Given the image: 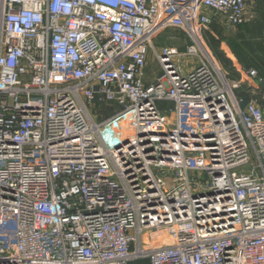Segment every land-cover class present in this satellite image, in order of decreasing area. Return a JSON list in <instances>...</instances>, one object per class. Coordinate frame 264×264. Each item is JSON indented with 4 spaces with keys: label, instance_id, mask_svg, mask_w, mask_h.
<instances>
[{
    "label": "built area",
    "instance_id": "2783aa9c",
    "mask_svg": "<svg viewBox=\"0 0 264 264\" xmlns=\"http://www.w3.org/2000/svg\"><path fill=\"white\" fill-rule=\"evenodd\" d=\"M248 1L0 0V264H264L263 79L202 38Z\"/></svg>",
    "mask_w": 264,
    "mask_h": 264
},
{
    "label": "crops",
    "instance_id": "0c3cea01",
    "mask_svg": "<svg viewBox=\"0 0 264 264\" xmlns=\"http://www.w3.org/2000/svg\"><path fill=\"white\" fill-rule=\"evenodd\" d=\"M247 5L248 6H247V13H246L247 14L246 22L239 27L247 26V27H249L248 28L249 32H246L244 30L239 31L238 30L239 27H236L237 29L234 28V31L236 29V34L238 35L239 39L240 38L244 39V37H246L248 39V41H250V43H251L250 47H249L250 54L253 55L254 58L260 59V62L258 63V65H255V66L251 65L248 68L241 65L236 60V58L234 57V55L232 54L230 49L226 46L227 45L226 39L229 36L221 35L218 40H214L216 42V44H219L220 46L218 48L216 47V49H215V44H214V46L212 48H210V50H211V52H212V54H213V56H214V58L218 64L219 68L222 71L226 72L227 74L230 70H234L233 72H234L235 76H234L233 80L241 82L242 87L245 90H246L247 85L250 84L252 86V83L249 80H247L246 78H244V76H242L239 73V70L251 68V69H255L257 71L258 75L263 79V85L261 87H253L252 88L253 90L251 89V91H253L256 96L248 94V96H246V97L248 99H250V98L258 99L261 106H262V109L264 110V98L260 99L262 96H264V14L262 15V19L260 21V24H257L255 21L257 18L256 15L258 14V12H261V9H262V6L264 5V2H263V0H250V1H248ZM251 6L253 7L252 13L249 11V8ZM249 12H250V14H249ZM178 33H180V32H178ZM219 34L220 33L218 32L217 35H219ZM221 34H224V33H221ZM178 35H180V37L182 36L185 38L184 40H182V42H184L183 45H181V46L165 45V44H163V45L169 46L174 51L181 53V52H184L185 48L189 45V40L182 33H180ZM202 38L207 43V45L211 41V38L207 34H203ZM163 45H161V46H163ZM219 49L224 53V55L220 54ZM181 62H180V67L182 68ZM148 63L149 64L155 63L154 56L151 54L148 55ZM153 67H155V65ZM159 72H160V70H159L158 66H157V68L155 67V70L153 69L152 72L150 71V69H147V71H146L147 78L145 79V84L146 85L150 84L152 82V80L159 74ZM162 105L165 106V108H167L166 104H162ZM161 109H164V108H161Z\"/></svg>",
    "mask_w": 264,
    "mask_h": 264
},
{
    "label": "rangeland",
    "instance_id": "374dc122",
    "mask_svg": "<svg viewBox=\"0 0 264 264\" xmlns=\"http://www.w3.org/2000/svg\"><path fill=\"white\" fill-rule=\"evenodd\" d=\"M263 2H264V0H263ZM250 8H249V11L252 13L253 7L251 6ZM250 12H249V14H250ZM263 14H264V5L262 6L261 12H258V14L256 15L257 18H256L255 21H256L257 24H260V21L262 19V15ZM213 25L215 27V31H213L214 32V37H213L214 40H218L221 35H225V36H229V37H232V38H236L237 40H239L241 42H245V43L249 42L246 37H244V39L243 38L242 39L241 38L239 39L238 35L236 34V29H237L236 27H235L236 29L234 31V28L222 26L221 24H218L216 21L214 22ZM218 32L220 33L219 35H217ZM177 33H178V31H175V30H172V29L163 31L156 38V40H154L153 46L156 49H159L160 47H162L161 45H163V44H165V45H176V46L183 45L184 42H182V40H184L185 38L182 37V36L180 37V35H178L180 33H178V34ZM221 33H224V34H221ZM248 45H250V44H248ZM219 46L220 45L219 44H216V42H215V49H216V47L218 48ZM219 52H220V54H223L224 55V53L220 49H219ZM149 54L152 55V51H150ZM193 61L194 60L191 59V58H183L182 59V62H181L182 69L183 70L188 69L190 66H192L194 64ZM154 65L157 68V65L155 63L154 64L153 63L149 64L148 69H150L151 72H152L153 69L155 70V67H153ZM233 71L234 70H230L228 72V74L230 75V77H234L235 76V74H234ZM157 106L159 108H164L165 109V106H163L161 103H158ZM88 109H89V111L92 114L96 115L99 120L102 119V118L110 117L111 115H113L117 111V107L116 106H114V105H107V104H95L93 106H89ZM119 124H120L121 127H125L126 128L129 125V119H127V120L126 119H123V120H121L119 122ZM252 153H253V150H252ZM254 160H255V158H254ZM162 177L165 180L172 178V177H170L169 174H163Z\"/></svg>",
    "mask_w": 264,
    "mask_h": 264
},
{
    "label": "trees",
    "instance_id": "16d2710c",
    "mask_svg": "<svg viewBox=\"0 0 264 264\" xmlns=\"http://www.w3.org/2000/svg\"><path fill=\"white\" fill-rule=\"evenodd\" d=\"M248 28L249 27H247V26H242V27H239L238 30L239 31L244 30L246 32H249ZM211 29H212V31H215L214 25L211 26ZM208 36L211 38V41L208 43V46H209V48H212L215 44V41L211 35H208ZM226 43H227L228 48L230 49V51L232 52V54L236 58V60L241 65L248 68L251 65L252 66L258 65V63L260 62V59L254 58L253 55L250 54V50H249L250 45H248V44H251L250 41L245 43V42H241V41L237 40L236 38L228 37L226 39ZM230 78L234 79V77H230ZM237 94L239 96H245L246 95L245 89L243 87H241L237 91Z\"/></svg>",
    "mask_w": 264,
    "mask_h": 264
}]
</instances>
